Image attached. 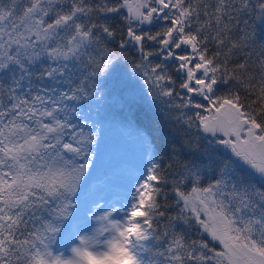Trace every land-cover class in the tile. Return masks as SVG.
I'll list each match as a JSON object with an SVG mask.
<instances>
[{
    "label": "snow or ice",
    "instance_id": "1",
    "mask_svg": "<svg viewBox=\"0 0 264 264\" xmlns=\"http://www.w3.org/2000/svg\"><path fill=\"white\" fill-rule=\"evenodd\" d=\"M0 264H264V0H0Z\"/></svg>",
    "mask_w": 264,
    "mask_h": 264
},
{
    "label": "rangeland",
    "instance_id": "2",
    "mask_svg": "<svg viewBox=\"0 0 264 264\" xmlns=\"http://www.w3.org/2000/svg\"><path fill=\"white\" fill-rule=\"evenodd\" d=\"M100 155L89 178L95 183V198L110 199L127 181L125 170L139 161L140 147L133 138L100 139Z\"/></svg>",
    "mask_w": 264,
    "mask_h": 264
},
{
    "label": "trees",
    "instance_id": "3",
    "mask_svg": "<svg viewBox=\"0 0 264 264\" xmlns=\"http://www.w3.org/2000/svg\"><path fill=\"white\" fill-rule=\"evenodd\" d=\"M134 51V50H133ZM116 74L119 75L120 70H115ZM102 120L105 121L102 127V134L101 139L110 138V139H116L118 137H123L124 139H130L132 138L124 129L117 127L113 124H111L110 120H108L106 117H101ZM144 122L147 123L150 127H154L155 125V118L149 114L146 118H144ZM157 137V143L160 142V134L154 133Z\"/></svg>",
    "mask_w": 264,
    "mask_h": 264
}]
</instances>
